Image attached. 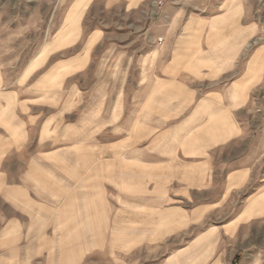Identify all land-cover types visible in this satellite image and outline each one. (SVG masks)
I'll use <instances>...</instances> for the list:
<instances>
[{
  "label": "rangeland",
  "instance_id": "1",
  "mask_svg": "<svg viewBox=\"0 0 264 264\" xmlns=\"http://www.w3.org/2000/svg\"><path fill=\"white\" fill-rule=\"evenodd\" d=\"M76 1L0 0V264H264V95L254 152L241 144L254 180L230 193L222 166L198 189L166 182L149 193L111 165L109 147L161 41L149 53L128 46L130 22L178 14L175 31L188 15H241L246 56L258 51L264 73V0H153L147 12ZM76 56L84 69L64 64Z\"/></svg>",
  "mask_w": 264,
  "mask_h": 264
},
{
  "label": "crops",
  "instance_id": "2",
  "mask_svg": "<svg viewBox=\"0 0 264 264\" xmlns=\"http://www.w3.org/2000/svg\"><path fill=\"white\" fill-rule=\"evenodd\" d=\"M77 1L88 5L92 0ZM120 2L129 12L139 7L147 12L154 1L104 0L106 7ZM179 16L164 12L157 21L130 22L124 32L128 46L135 47L137 41L145 53L157 38L161 41L156 45L157 59L138 84L142 88L134 95V112L121 127L125 136L112 137L111 165H127L126 170L121 168V176L124 172L127 179L135 175L137 181L148 183L149 193L160 192L166 182H185L189 189H198L200 183L208 182L212 167L222 166L217 171L225 183L221 193H230L232 185L254 180V153L246 155L241 149L252 141L249 150L254 152L261 135L254 124L257 102L264 95L261 57L258 51L246 56L245 44L251 34L240 21L241 15H188L173 31L170 22ZM107 31L100 27L89 37H97V44ZM80 33L79 29L78 38ZM78 58L64 64L72 62L74 69L82 70L86 65ZM119 130L112 121V134ZM92 148L100 150L103 145L95 143ZM223 149L229 153H221Z\"/></svg>",
  "mask_w": 264,
  "mask_h": 264
},
{
  "label": "built area",
  "instance_id": "3",
  "mask_svg": "<svg viewBox=\"0 0 264 264\" xmlns=\"http://www.w3.org/2000/svg\"><path fill=\"white\" fill-rule=\"evenodd\" d=\"M159 40H160V38H159Z\"/></svg>",
  "mask_w": 264,
  "mask_h": 264
}]
</instances>
